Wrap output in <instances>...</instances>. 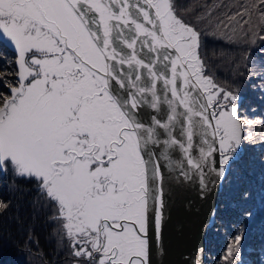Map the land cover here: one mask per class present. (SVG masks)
<instances>
[{"label": "snow or ice", "instance_id": "snow-or-ice-1", "mask_svg": "<svg viewBox=\"0 0 264 264\" xmlns=\"http://www.w3.org/2000/svg\"><path fill=\"white\" fill-rule=\"evenodd\" d=\"M257 13L264 20V0L228 19L249 25ZM223 27L229 40L238 35ZM200 36L173 0H0V45L14 53L13 70L0 72V176L36 185L74 264H151L173 156L182 159L169 184L195 178L201 198L237 158L242 125L228 103L236 97L206 74ZM8 207L0 200V212Z\"/></svg>", "mask_w": 264, "mask_h": 264}, {"label": "trees", "instance_id": "trees-1", "mask_svg": "<svg viewBox=\"0 0 264 264\" xmlns=\"http://www.w3.org/2000/svg\"><path fill=\"white\" fill-rule=\"evenodd\" d=\"M247 2L173 0L176 11L201 33L200 55L206 74L220 88L241 98L242 148L230 161L221 183L207 235L205 264H224L225 250L238 233L243 238L240 251L230 257L232 264H260L264 255V79L257 78L264 63V41L257 38L264 35V20L258 19V13L249 25H243L239 16L228 19ZM208 13L211 19H201ZM224 24L235 27L238 35L229 40L224 33L231 32ZM241 27L254 29L256 36L245 38ZM13 58L11 47L5 42L0 45V72L13 70ZM0 90L6 91L2 86ZM0 200L9 204L0 212V264L74 263L67 241L59 234V224L54 222V209L40 197L34 183L18 180L13 184L10 175L0 176Z\"/></svg>", "mask_w": 264, "mask_h": 264}, {"label": "water", "instance_id": "water-1", "mask_svg": "<svg viewBox=\"0 0 264 264\" xmlns=\"http://www.w3.org/2000/svg\"><path fill=\"white\" fill-rule=\"evenodd\" d=\"M174 131L179 134V121ZM196 135H200L198 128ZM181 159L179 153L175 154L173 163L165 169V186L166 189L171 187V198L166 204L159 243L153 238L151 264H196L197 259L202 264L206 262L207 235L217 208L222 182L217 180L204 198L199 194V181L195 178L190 185L185 183L177 186L174 182L169 184L176 176V162ZM216 160H219L218 156ZM206 172L209 179H217L211 165ZM150 235H153L151 229ZM198 249H203L202 255Z\"/></svg>", "mask_w": 264, "mask_h": 264}, {"label": "rangeland", "instance_id": "rangeland-1", "mask_svg": "<svg viewBox=\"0 0 264 264\" xmlns=\"http://www.w3.org/2000/svg\"><path fill=\"white\" fill-rule=\"evenodd\" d=\"M5 43L7 44V42L5 41ZM213 79V78H212ZM213 81H214V79H213ZM214 83H215V81H214ZM233 96V95H232ZM235 97V96H234ZM240 99L241 98H236V99H234V100H229L228 101V103H229V107H232V106H235L236 107V109H237V112H236V115H237V117L239 118V109H238V104H239V102H240ZM241 146H240V148L238 149V150H241ZM74 264V263H73Z\"/></svg>", "mask_w": 264, "mask_h": 264}]
</instances>
